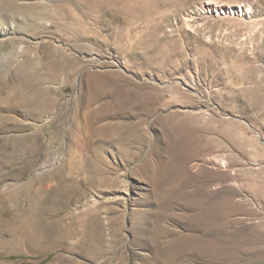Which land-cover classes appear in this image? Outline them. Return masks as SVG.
I'll return each mask as SVG.
<instances>
[{
  "label": "rangeland",
  "instance_id": "374dc122",
  "mask_svg": "<svg viewBox=\"0 0 264 264\" xmlns=\"http://www.w3.org/2000/svg\"><path fill=\"white\" fill-rule=\"evenodd\" d=\"M0 264H264V0H0Z\"/></svg>",
  "mask_w": 264,
  "mask_h": 264
},
{
  "label": "bare ground",
  "instance_id": "6f19581e",
  "mask_svg": "<svg viewBox=\"0 0 264 264\" xmlns=\"http://www.w3.org/2000/svg\"><path fill=\"white\" fill-rule=\"evenodd\" d=\"M211 2H207V4H210ZM206 8V7H205ZM205 12V11H204Z\"/></svg>",
  "mask_w": 264,
  "mask_h": 264
}]
</instances>
